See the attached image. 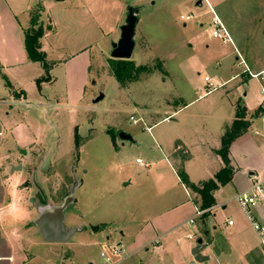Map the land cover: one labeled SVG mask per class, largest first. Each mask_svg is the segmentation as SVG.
<instances>
[{
	"label": "rangeland",
	"instance_id": "rangeland-1",
	"mask_svg": "<svg viewBox=\"0 0 264 264\" xmlns=\"http://www.w3.org/2000/svg\"><path fill=\"white\" fill-rule=\"evenodd\" d=\"M75 1L66 0L65 4L56 6L51 14L57 21V36L54 40L52 37L48 39L47 47L50 48L48 59L61 62L51 72L56 82L45 87L42 98L34 89L35 92L28 96V102L43 106L37 109L34 107L27 115L17 119V122L23 124L21 135L36 145V149L32 148L31 151V161L27 163L29 176L26 181V206L34 212L32 220L38 218L37 210L41 207L61 206L69 197L72 187L78 184L75 191L76 199L65 212L66 227L78 229L70 242L45 243L33 223L34 220L28 218L25 227L28 230L33 229L39 243L30 254L31 257L38 258L34 264H43L44 259L47 262L48 257L55 256L58 257L57 264L119 262L129 253L115 256L113 249L120 243L127 247L133 232L131 226L135 225L136 220V215L132 211L137 206L140 208L139 205L143 202L136 199L138 193H135V186H130L126 190L121 188L122 191L115 190V187L131 180L137 187L139 176L150 173L153 179L158 174L163 177L162 183L154 181L164 190L156 189L152 194L162 196L164 193L171 194L177 191L176 177L172 175L170 168L160 166L159 170L154 167L145 169L136 163L138 158L145 163L148 162L145 151L149 148L151 140L147 126L143 122L135 123L132 120V118L138 120L140 112L133 104L142 109H149L152 99L160 100L175 93L182 94L186 103L197 100L188 106L184 114L186 121L191 120L196 127V138L201 139V142L203 138L206 139V134L203 135L204 128H209L215 135L219 125L224 122L227 125V122L235 119L237 110L239 116L244 119L246 109H249L246 114H250L259 104L260 83L255 79L249 81L247 79L248 82L236 85L238 88L235 86L234 89L231 88L234 84H229L206 96L205 92L200 91L201 89L204 91L207 86L204 81L206 76L214 79L221 72L223 78L227 80L235 69L236 72L241 70L233 66L230 68L227 64L219 68L214 64L215 61L212 63L213 57L209 55L207 46H224H221L223 44L220 40L212 37L213 14L205 2L203 7H197L196 3L199 0H106L104 5L97 6L98 16L89 17L91 45L88 52L78 58L82 60L90 57L88 77L84 81L81 70H77L78 75L72 78V70L78 61L76 58L69 62L77 52V41L73 37H79L81 34L84 13L82 6L75 4ZM123 1L126 8L141 9L140 16L143 22L137 31L147 34L152 44L150 53L144 55L143 61L140 62L145 63L144 65L137 66L136 61L141 50L139 47L133 58L128 60L137 67H147L148 71L139 72L138 81L127 84L125 88L112 75L111 65L116 59L112 57L113 51H109L110 40L116 34L121 36V28L126 23L128 8H125L123 15L119 14L121 21L118 19V5ZM213 3L214 9L220 12L243 50L252 55L254 63L251 64L254 69L256 71L264 69V0H222L220 4ZM42 10L41 6H37L31 11L30 18L32 20L40 13V23L47 27L50 25V17L43 19ZM84 15L85 18L88 17L86 13ZM189 15H193L195 19L191 21L181 19L182 16ZM99 20L101 26L111 35L110 39H98L100 30L96 24ZM135 40L138 46L143 42L140 38ZM94 43L98 46L92 45ZM165 66L172 75V82L170 81L168 85L162 83V79L166 78ZM79 67L81 68L82 64ZM246 91L247 95L244 96ZM100 95H104V98L95 103ZM202 95L203 98L199 99ZM161 103L166 104L163 101H160ZM261 108L260 111L264 115L262 104ZM263 115L254 119L252 129L248 131V140L234 150L239 162L245 164L264 162ZM247 129L244 124L240 127L243 133ZM118 131L133 134L143 146L128 141L121 154L116 157L111 138L117 135ZM76 135L79 149L76 145ZM22 148L23 151L27 149ZM197 153L188 163L191 173L204 175L205 171L209 173L208 176L212 175L213 170H216V167H213L214 162L199 155L200 151ZM142 207L145 209V206ZM145 210L139 219L148 216ZM106 221L116 225L105 233L99 231L95 234L93 226ZM206 221L207 219L205 223L201 222V230L205 228ZM121 232H125L127 237L124 238ZM190 238L191 236L185 238L189 249L191 244L197 246L199 236L194 240ZM102 253L112 261L107 262ZM141 259L144 260L142 254L136 256V263L141 264ZM183 264L200 263L189 260Z\"/></svg>",
	"mask_w": 264,
	"mask_h": 264
},
{
	"label": "crops",
	"instance_id": "crops-1",
	"mask_svg": "<svg viewBox=\"0 0 264 264\" xmlns=\"http://www.w3.org/2000/svg\"><path fill=\"white\" fill-rule=\"evenodd\" d=\"M201 1L202 0H199L196 3L197 7H203L204 4ZM208 1L212 7H214L215 3L213 2L220 4L222 0ZM65 3L66 0H0V210H2L3 215V220L0 222V262L34 264L38 260V258H36L37 256L31 257L30 255L32 254L31 251L37 246L36 244H39L37 237L34 236L35 233L33 229L28 230L27 227H25L28 218H30V220L34 218V212L26 206V181L29 176L27 163L31 161V151L32 148L36 149V145L34 142H28L27 138L21 135V127L23 124L20 121L17 122V119L22 115H27L34 107L37 109L43 106V104L28 102V96L36 90L38 96L42 98L44 96L45 87L54 84L56 78L51 75L52 82L43 83L42 90L40 91L38 89L36 82L40 77L44 76L45 72L39 63H32L29 61L25 48L24 32L31 26V11L37 6H41L44 15V17L42 16L43 19L49 16L50 25L53 28V30L47 32L42 39V51L46 53L48 59L50 55V48L47 47L48 39L52 37V40H54L55 36H57V21L56 18L51 15L52 10L55 9L56 6ZM105 3L106 0L75 1V4L82 6L84 13L82 14L83 22L81 34L79 37H73L77 41V52L69 62L76 58L78 61L75 63V69L72 70V78L78 75L77 70H81L84 81H86L88 77V71L91 67L90 57L82 60L78 58L82 54L88 52V47L91 45L89 17L98 16L97 6L104 5ZM125 8L126 3L123 1L118 5V16L119 14L123 15L124 11L129 7ZM133 8L139 10V22L136 27L135 38H140L143 42L138 46L134 38L135 48L131 58H133L135 51L138 49L137 47L141 48L138 54V60L136 61L137 66H141L145 64L140 62L143 61L144 55L150 53L152 44H150L147 34L144 35L142 32L138 33L137 28L143 22L140 16L141 9L138 7ZM85 13L88 16L86 18L84 17L86 16L84 15ZM217 14L229 30L234 40V45L225 44L222 41L223 45L221 46L224 47H220V45H208L207 51L209 55L213 57L212 63L215 61L214 64L219 68H222L223 64H227L230 68L233 66L238 69L237 57L240 54L250 68L256 71L251 64L254 63L252 55L248 51L243 50L237 38L232 34L230 28L220 15V12ZM118 19L121 21V16H119ZM193 19H195V17ZM103 20L105 21V19ZM100 22L99 20L96 24L97 29L100 30L98 39H110L111 35L106 32V29L101 26ZM201 27H203V24H201ZM120 39L121 36L119 34L112 37L109 44L110 52L113 51V45L118 43ZM92 45L98 46L97 43ZM50 62L54 63L51 72L61 63L55 60ZM81 64L82 67L80 68L79 65ZM165 69L166 78L162 79V83L168 85L170 81L172 82V75L169 73L166 66ZM239 69L241 70L240 72H236L235 69V72L233 71L231 77L227 80L223 78L221 72H219L214 79L206 76L204 81L207 86L204 88V91L203 89L200 91L205 92V96L207 94L209 95L210 93H207L210 87L209 83L213 85H224L222 88L229 84H234L231 87L232 89H234L236 85L240 86L245 84L250 79L242 73L241 68ZM206 78H209V82L206 81ZM7 81L10 86H8ZM173 88L178 90L175 86H173ZM204 95L200 96L199 99L203 98ZM246 95L247 91L244 93V96ZM160 101L166 104H160ZM196 102L197 100H193L186 103L182 94L175 93L174 95H169V97L160 100L152 99L148 106L149 109H142L137 104H133V106L140 111L139 119H134L135 123L139 121L147 126L151 140V144L148 146L149 148L145 151L148 162L145 163L142 159L138 158L136 163L141 168L144 167L145 169L154 167L159 170L158 168L160 166L170 168L172 170V175L176 177L177 191L171 194L164 193L162 196H155L152 192L156 189H164L158 187L159 184L154 180L162 183L163 177L158 174V176L153 179L150 173L147 172V174L144 175L143 173L139 176L140 180L137 187L133 184V180L122 184V186L115 187V190L122 191L130 186H135V193H138L136 199L143 202L140 203V208L137 206L133 209L134 211H132L133 214L136 215V220L135 225L132 224L131 226L133 232L129 238L130 240L127 247H124L123 243L119 244L125 249L124 254H129L115 264H137L135 258L140 254H142L144 258V260H140L141 264H183L189 260L196 261L195 257L192 255V251L196 247L195 244H191V249H189L185 242V238L189 236H194V239L196 236H199L198 240L202 239L203 241L204 250L202 251V255L208 257V260L200 264L264 263V250L262 249L258 234L254 231L246 214L239 207L235 199L238 193L249 189L253 173H264V162L259 164L248 162L245 164L241 161L239 162L234 155L236 147L248 140V131L252 129L254 119H258L263 115V112L260 111L262 110L261 85L258 106L254 107L250 114H246L249 109L245 111L246 116L243 120L249 122L250 126L230 147V160L234 168L233 179L229 184L215 191L214 197L216 205L207 210L209 217L207 218L206 226H204L205 228L203 230L200 229L202 222L201 218L196 219L195 225L190 224V220L196 215L200 206L195 202V199H198L196 194L192 193L181 182L178 176V169L183 167L190 181L196 185L213 179L224 167V162L217 154V151L222 147L223 136L237 119L238 110L235 112V119L227 122V125L224 124L225 122L219 125L215 135H213V132L209 128H204L203 135L206 134V139L203 138V142H201V139L196 138V127L191 123V120L189 122L186 121V114H184L188 106ZM234 109L237 108L234 107ZM188 126L191 127L189 128ZM117 133L120 132L118 131ZM129 135H131L133 139L132 144H140V146H143L142 142L136 139L133 134ZM119 139L118 136L115 143L112 141L116 157L121 154L122 148L126 146V142ZM22 147L27 149L23 151ZM197 151H200L201 153L199 155H203L205 159L208 158L214 162L213 167H216V170H213L214 173L212 175L208 176L209 173L207 174L205 171L203 172L204 175H201L202 173L192 174L189 170L188 163L190 159L198 154ZM139 160H141V164L138 163ZM35 171H37V169H35ZM34 176H36L35 172ZM227 189L231 191L226 192ZM10 205L22 206L26 212L24 217L13 222L12 217L8 215ZM142 206H145L146 210ZM144 210L148 213V216L145 219H139L143 215ZM37 213L40 214L38 210ZM37 219H33L34 221L32 220L34 225ZM230 220L234 221V225L231 226L228 224ZM115 225L116 224L112 222L110 223V221H106L97 226H106V228L100 232L105 233ZM79 229L81 230L82 228ZM121 234L124 238L127 237L125 232H121ZM44 242L47 244H58ZM48 259L47 262L44 259L43 264H57L58 257H48ZM105 260L107 259L105 258Z\"/></svg>",
	"mask_w": 264,
	"mask_h": 264
},
{
	"label": "trees",
	"instance_id": "trees-1",
	"mask_svg": "<svg viewBox=\"0 0 264 264\" xmlns=\"http://www.w3.org/2000/svg\"><path fill=\"white\" fill-rule=\"evenodd\" d=\"M40 13L36 14L31 20V26L25 30V48L28 54V59L32 63H39L44 69V76L40 77L37 80L38 89L42 90L43 83L52 82L51 70L54 67V63L50 62L47 59V55L42 51V39L47 32L52 31L53 28L51 25L45 27L43 23H40ZM148 71L147 67H137L133 62L128 60H114L111 65L112 75L115 77L117 82L126 87L127 84L138 81L139 72ZM8 86H10L7 81ZM245 125L247 129L249 123L244 121L242 117L237 113V119L233 123L232 127L225 133L222 138V147L217 151V154L222 158L224 162V167L221 169L213 179H210L200 185L192 183L189 179L188 174L183 168L178 170V176L180 177L181 182L194 194H196L198 199H195L196 204L200 207L202 211H206L201 220L205 223V220L209 217L207 210L211 209L216 205V200L214 197L215 191L220 189L223 186L229 184L234 176V168L231 166L230 161V147L232 143L243 134L240 130L241 125ZM119 136V133L115 136H112L113 143L116 142V138ZM77 149L80 148L78 135L75 137ZM106 226H95L93 227L94 232L103 231Z\"/></svg>",
	"mask_w": 264,
	"mask_h": 264
},
{
	"label": "built area",
	"instance_id": "built-area-1",
	"mask_svg": "<svg viewBox=\"0 0 264 264\" xmlns=\"http://www.w3.org/2000/svg\"><path fill=\"white\" fill-rule=\"evenodd\" d=\"M209 7V10L213 14V20L211 23V35L214 39L220 40L225 44L234 45V40L225 26L222 19L216 13L214 7L209 3L208 0H202ZM194 18L193 15L182 17L184 21H190ZM237 65L242 69V73L246 75L249 79L257 80L261 85V96H262V105L264 106V69L260 71H254L247 64L245 59L239 54L237 57ZM206 81L209 82V78H206ZM209 90L207 93L214 92L224 85H213L209 83ZM132 120L135 122L134 118ZM141 164V160L138 161ZM239 207L244 211L248 220L250 221L254 231L258 234V237L261 242L262 249L264 250V173L255 172L251 176V185L248 190L240 192L235 197ZM205 211L200 209L197 210L196 215L190 220L191 225H195V221L198 218H201ZM229 225H234V221L230 220ZM190 239H194V236H191ZM125 249L118 245L113 249V255H123ZM102 256L106 258L107 262L111 261V258L107 257L104 253Z\"/></svg>",
	"mask_w": 264,
	"mask_h": 264
},
{
	"label": "water",
	"instance_id": "water-1",
	"mask_svg": "<svg viewBox=\"0 0 264 264\" xmlns=\"http://www.w3.org/2000/svg\"><path fill=\"white\" fill-rule=\"evenodd\" d=\"M202 2V1H201ZM139 10L133 7L128 8L126 23L121 28V39L118 43L113 45L112 57L116 60H130L135 48V35L136 27L139 22L138 17ZM104 98V95H100L95 103H98ZM119 138L123 142L133 141L131 135L120 132ZM78 184L72 187L69 197H67L64 203L58 207L44 206L38 209L39 218L35 221V225L39 228L40 233L44 241L48 243H68L72 237L78 232L76 228L66 227L65 212L69 205L75 201V191ZM204 250L202 239L198 240L197 246L193 249L192 255L199 263H204L208 260V257L202 255Z\"/></svg>",
	"mask_w": 264,
	"mask_h": 264
},
{
	"label": "clouds",
	"instance_id": "clouds-1",
	"mask_svg": "<svg viewBox=\"0 0 264 264\" xmlns=\"http://www.w3.org/2000/svg\"><path fill=\"white\" fill-rule=\"evenodd\" d=\"M26 214L22 206L10 205L8 215L12 217V221L16 222L24 217ZM3 220L2 210H0V222Z\"/></svg>",
	"mask_w": 264,
	"mask_h": 264
}]
</instances>
